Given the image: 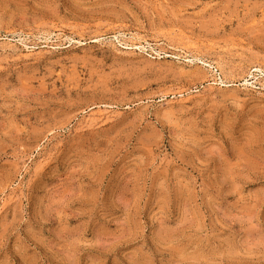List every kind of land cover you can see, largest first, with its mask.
I'll return each mask as SVG.
<instances>
[{"label": "rangeland", "instance_id": "obj_1", "mask_svg": "<svg viewBox=\"0 0 264 264\" xmlns=\"http://www.w3.org/2000/svg\"><path fill=\"white\" fill-rule=\"evenodd\" d=\"M0 264H264V0H0Z\"/></svg>", "mask_w": 264, "mask_h": 264}]
</instances>
